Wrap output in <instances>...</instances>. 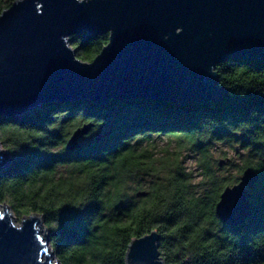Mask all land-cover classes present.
I'll return each mask as SVG.
<instances>
[{
  "label": "trees",
  "instance_id": "1",
  "mask_svg": "<svg viewBox=\"0 0 264 264\" xmlns=\"http://www.w3.org/2000/svg\"><path fill=\"white\" fill-rule=\"evenodd\" d=\"M12 1L0 0V11ZM107 39L108 31L69 35L83 59ZM215 69L224 88L208 100L76 98L0 116L11 158L0 170V201L9 199L19 217L43 214L62 264H125L131 238L152 228L168 264H264V57L229 56ZM89 120L88 136L68 149L71 131ZM97 131L106 132L96 139ZM158 133L172 135L173 147L159 145ZM214 142L245 152L237 171L251 165L259 174L252 211L237 224L215 210L239 176L219 171ZM184 149L196 152L199 179L184 166Z\"/></svg>",
  "mask_w": 264,
  "mask_h": 264
},
{
  "label": "water",
  "instance_id": "2",
  "mask_svg": "<svg viewBox=\"0 0 264 264\" xmlns=\"http://www.w3.org/2000/svg\"><path fill=\"white\" fill-rule=\"evenodd\" d=\"M81 30L108 31L91 59L69 40ZM229 56L264 57V0H13L0 11V116L76 98L208 100L224 88L215 66ZM91 125L74 127L66 147L78 146ZM10 160L0 147V170ZM258 177L247 165L223 187L215 210L226 223L249 216ZM42 220L32 211L16 221L0 206V264H62L48 250V232H39ZM159 238L156 228L133 236L125 264H168Z\"/></svg>",
  "mask_w": 264,
  "mask_h": 264
},
{
  "label": "rangeland",
  "instance_id": "3",
  "mask_svg": "<svg viewBox=\"0 0 264 264\" xmlns=\"http://www.w3.org/2000/svg\"><path fill=\"white\" fill-rule=\"evenodd\" d=\"M85 134H83L81 137H79V143L81 141H83L88 136ZM171 136L172 135L158 133V134H154V139L157 143H159V145H161L163 143H169L170 142L171 147H173V144H174L172 141L173 137L171 138ZM0 147H3L6 151L9 152V148L6 147V144H4V142L1 138H0ZM210 149L212 152V157L214 158L213 160L216 162V165H218L219 167L222 166L219 170L220 172H222V173H236L238 176L240 175V173L242 171H237L236 164L240 163L242 161V158H243L242 153H245V152H236L233 147H231L230 145H227V144H223L221 142H214L213 145L210 147ZM239 149H240V151L241 150L243 151L242 148H239ZM180 158H181L184 166L186 167V169H189L191 171L193 179L194 180L199 179L200 178V174H199L200 168H199V165L197 164L196 152L189 150V149H184L181 152ZM219 159H222L221 163H219ZM4 204H6L8 206V208L10 207L9 212L12 213L13 218L16 221H19L20 218L24 214L30 213V212L22 213L19 217L17 211L13 208L9 199H6L4 201H0V206H3ZM37 226H38L40 234H42L43 236L45 235L46 232H48V229H47V226H46L44 220L41 221V224L39 222H37ZM50 252L54 257L55 253H54L52 247L50 248Z\"/></svg>",
  "mask_w": 264,
  "mask_h": 264
},
{
  "label": "bare ground",
  "instance_id": "4",
  "mask_svg": "<svg viewBox=\"0 0 264 264\" xmlns=\"http://www.w3.org/2000/svg\"><path fill=\"white\" fill-rule=\"evenodd\" d=\"M10 210V207L8 208V211ZM49 251H50V247H49V249H48Z\"/></svg>",
  "mask_w": 264,
  "mask_h": 264
}]
</instances>
